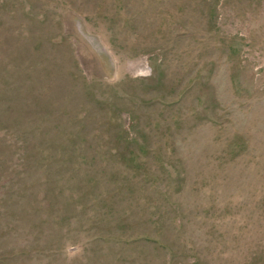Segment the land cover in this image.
<instances>
[{"label":"rangeland","instance_id":"1","mask_svg":"<svg viewBox=\"0 0 264 264\" xmlns=\"http://www.w3.org/2000/svg\"><path fill=\"white\" fill-rule=\"evenodd\" d=\"M0 264H264V0H0Z\"/></svg>","mask_w":264,"mask_h":264}]
</instances>
